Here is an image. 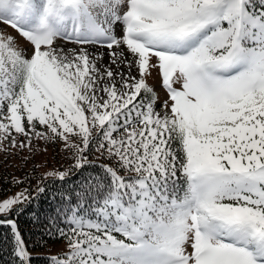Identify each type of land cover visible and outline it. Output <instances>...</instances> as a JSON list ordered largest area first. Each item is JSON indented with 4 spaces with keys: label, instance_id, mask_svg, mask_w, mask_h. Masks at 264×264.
Wrapping results in <instances>:
<instances>
[{
    "label": "snow or ice",
    "instance_id": "6c2138e0",
    "mask_svg": "<svg viewBox=\"0 0 264 264\" xmlns=\"http://www.w3.org/2000/svg\"><path fill=\"white\" fill-rule=\"evenodd\" d=\"M34 140L70 163L0 200L14 264L76 172L46 264H264V0H0V151Z\"/></svg>",
    "mask_w": 264,
    "mask_h": 264
},
{
    "label": "trees",
    "instance_id": "16d2710c",
    "mask_svg": "<svg viewBox=\"0 0 264 264\" xmlns=\"http://www.w3.org/2000/svg\"><path fill=\"white\" fill-rule=\"evenodd\" d=\"M49 146L52 160L50 158L46 159L47 167H51L52 170L66 169L70 160L66 159L65 154L61 151L62 145L49 143ZM89 158L95 159V157ZM20 165L17 167L8 157L0 156V197L7 195L6 193L9 190L13 192L15 189L22 190L24 187H31L33 196L36 195L34 190L37 183L45 176L42 172V164L39 161L35 162L34 157H26L20 162ZM78 178L79 172H76L68 177V181ZM16 181H23V184H16ZM68 181L60 182L44 179L42 183L50 185L49 191L41 194L39 199L33 200L32 203L24 206L25 210L17 218L19 229L29 244L30 251L45 250L50 244L61 240L44 233L50 227L53 231L55 230V210L60 199L57 189L61 185L69 186ZM31 255L32 264H46L49 257L44 254ZM0 264H14L10 233L7 228L3 227H0Z\"/></svg>",
    "mask_w": 264,
    "mask_h": 264
},
{
    "label": "rangeland",
    "instance_id": "374dc122",
    "mask_svg": "<svg viewBox=\"0 0 264 264\" xmlns=\"http://www.w3.org/2000/svg\"><path fill=\"white\" fill-rule=\"evenodd\" d=\"M9 32H12L13 35H17L13 30L8 29ZM65 47L67 49H72V48H77L79 47L78 45H74V44H66ZM89 48V50H91L92 52H99V53H103L104 54V63L107 64L109 62V57H108V52L109 50L107 48H102L99 46H87ZM126 71V69H125ZM135 74V72L133 73ZM153 76L155 77L156 74L155 72L153 73ZM152 81H150L151 83ZM156 91L159 94V98L161 101H163L164 99H167L166 94L164 92V90L157 84L156 86ZM157 108L159 109V104H157ZM23 139L22 137H18L17 140L19 142V140ZM4 150L0 151V156H6L10 159V161H13L14 164L17 165V167L21 166L20 162H22L26 157H34L35 158V162L39 161L42 164V172L44 173V175H46L47 172L52 171L51 167H47L46 164V159L50 158L52 160V155L49 151V143L46 145L44 141H40V140H34L33 141V148L32 151L29 152L28 148H24L23 150H21L19 147H15L12 148L9 146L8 142H5L3 145ZM46 148V151H45ZM55 158V157H54ZM21 189H15L13 192L7 191V195H4L2 197H0V200L8 198L9 196L15 195L16 193L20 192ZM10 192V193H9ZM9 193V194H8ZM65 248V241L63 239L52 243L48 246V248H46L45 250H35V251H31V254H44V255H55L57 253H60L64 250Z\"/></svg>",
    "mask_w": 264,
    "mask_h": 264
},
{
    "label": "bare ground",
    "instance_id": "6f19581e",
    "mask_svg": "<svg viewBox=\"0 0 264 264\" xmlns=\"http://www.w3.org/2000/svg\"><path fill=\"white\" fill-rule=\"evenodd\" d=\"M91 51V50H90Z\"/></svg>",
    "mask_w": 264,
    "mask_h": 264
}]
</instances>
